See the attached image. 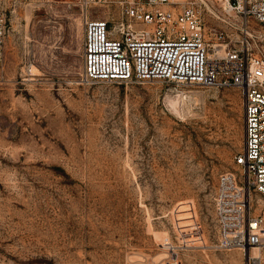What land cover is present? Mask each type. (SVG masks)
Wrapping results in <instances>:
<instances>
[{
    "label": "rangeland",
    "instance_id": "1",
    "mask_svg": "<svg viewBox=\"0 0 264 264\" xmlns=\"http://www.w3.org/2000/svg\"><path fill=\"white\" fill-rule=\"evenodd\" d=\"M207 1V28L234 43L240 24ZM0 7V264H248L219 247L214 208L220 173H242L241 89L87 82L81 0ZM249 203L264 214L262 193Z\"/></svg>",
    "mask_w": 264,
    "mask_h": 264
},
{
    "label": "built area",
    "instance_id": "2",
    "mask_svg": "<svg viewBox=\"0 0 264 264\" xmlns=\"http://www.w3.org/2000/svg\"><path fill=\"white\" fill-rule=\"evenodd\" d=\"M84 13V79L90 83L165 80L203 87L236 86L243 94L245 141L232 170L218 177L214 197L218 245L249 251L248 264H264L251 249L263 245L264 214H253L249 192L264 195V51L250 40L264 29V0H218L232 32L207 28V0H81ZM233 19V20H231ZM7 16L0 7V62ZM233 34V33H232ZM216 46L221 49L216 50Z\"/></svg>",
    "mask_w": 264,
    "mask_h": 264
},
{
    "label": "bare ground",
    "instance_id": "3",
    "mask_svg": "<svg viewBox=\"0 0 264 264\" xmlns=\"http://www.w3.org/2000/svg\"><path fill=\"white\" fill-rule=\"evenodd\" d=\"M251 253L254 255H262V245L252 247Z\"/></svg>",
    "mask_w": 264,
    "mask_h": 264
}]
</instances>
